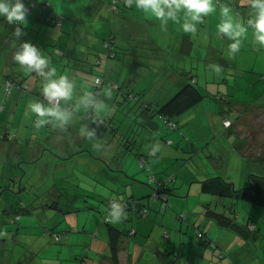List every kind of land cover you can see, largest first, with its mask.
Returning a JSON list of instances; mask_svg holds the SVG:
<instances>
[{
  "label": "crops",
  "instance_id": "obj_1",
  "mask_svg": "<svg viewBox=\"0 0 264 264\" xmlns=\"http://www.w3.org/2000/svg\"><path fill=\"white\" fill-rule=\"evenodd\" d=\"M61 1L63 0H58L56 2L57 4H60ZM214 2L216 5V10L204 16L203 21L197 24V31L195 33H185L182 30L180 24L170 21L175 27V37H180L183 39V43L187 45L184 56L185 65L182 66L185 71H176L174 68L172 69V67L168 65V61L171 59V57L164 53L166 50L159 48V44L161 42L159 41V38L155 36V32L148 33V29H146L147 38H141L143 36L142 26L145 25L144 22L150 21L152 19V22L155 24L156 22L158 23V19L155 17L146 16L142 11L137 10L134 5L129 6L127 3L125 5L121 4L125 7H121L119 10L112 12L109 10L110 0H98L96 1L95 6H92V4H89L85 7L83 6L76 15H73L77 19L75 21L80 22V25H75L76 28H79L77 27L78 25L80 26L79 34L74 37L75 41H68V36L66 37V34L69 33L72 38V35L76 29L70 30L68 27L66 30H63V28H59L61 26L65 27V23L67 22L63 21L62 24L53 25L47 21V12L45 13L41 11L40 13H34V11H32V14H28L27 16L26 24L28 27H32V30L28 31L27 28L23 30V40L19 39L20 36L14 35L16 38H13L10 43L12 49L6 48L5 45V48L0 49V73L4 75V82L6 79V74H10V72H12L14 76L19 78V80L26 79V82L30 83L31 85V88L28 92L21 93L19 90H15V92L9 93V95H13V93L15 94L11 97L13 102L9 108L7 122H10L12 117H16L17 113H21L22 120L15 127L11 125L10 127L6 126L4 129H2L5 131L6 138L0 139L7 140L11 143V145L6 146L3 145L5 143L0 142V154L3 153L2 149L4 151L9 149V154L13 155L11 160L16 161L23 157L22 153L18 156L16 153L25 151L28 162L32 165L45 161L48 164L52 163L56 166H62L63 164H68L67 160L78 161L79 164L81 162L85 164L90 163L91 165L94 164L95 161H99L100 164L95 163L93 168L90 169L92 174L98 173L100 170L103 171V173L110 171L113 173L116 181L121 182L122 185L120 186L124 187L125 192H127L126 197L120 199L121 201L129 198L139 199L140 203L148 208L147 213L151 214L152 217L146 220L152 221L153 226L150 224V222L143 221V218H131V216L134 215V212L131 209L127 210L128 214H126L120 222L115 224L112 223L114 226L122 229L124 232V235L122 236L123 238L120 240V264H139L141 260H143L144 255H142L140 250L138 253L134 251L133 254H129L127 252V250L130 249L132 239L142 238L141 236H138L139 232H146L151 229L155 230L158 220L165 224H170L172 222V216H170V213L168 212L161 218H159V216H156L155 219L153 218L155 210L154 208H157V206L161 204L160 201H154L153 199L141 200V198L145 197L147 194L153 193V190H151L152 186L149 185V183L152 184V181H150L149 178L150 172L146 169L144 170V168L147 166V163L142 159H147L154 170L157 180L162 181L164 178L161 175L164 176V173L168 172L169 168H172L170 166H174V164L177 165V160L179 158H183V156L189 154L191 150L195 151L198 149V147L191 142V138L189 139V137H187L186 139L182 138V136H180L178 146L175 148L173 145L175 144L174 139L176 140V134L173 132L174 130L171 129V126L168 127L167 125L163 124L162 119L166 122H168V120L163 118L158 113L156 108L160 107L162 103L168 100L186 82L195 81V83H198L202 78V84L208 86L207 84L210 81L207 80V76L213 80V82L222 83L226 81L227 85L230 84L228 78L229 76L243 80L240 82H242V85L246 88V90L249 92V96L251 97L248 99L241 98V101L238 99H230L229 93L217 91L218 93L215 94L209 87L199 86L205 92L206 97L213 93L215 99L222 101V103L225 105L230 106L228 110L233 113L239 114L242 109H245L248 104L253 101V95L255 91L262 89V93H264V77H262L264 76V47L259 46L254 42L252 29L249 27L245 36L243 37V43L240 52H238L235 56H228L227 47L230 41L224 34L219 33L216 27L222 18L220 15V8L224 3H229L233 7L236 19L239 22L246 24V21L249 19L251 14V8L248 0H214ZM123 8L126 10L127 14H132V17L135 20L130 19V17L125 14ZM83 10L87 11L83 12ZM133 15H136V17ZM182 16L183 13L181 12V17ZM158 35L160 36V34ZM116 36L119 38L122 46L124 47L120 56L121 58L118 54V56H112L110 50L105 47V43L108 41H111V44L114 45V41L116 42V38L114 37ZM131 36L134 37L131 38ZM63 37H65L64 39L68 42L69 47H63ZM24 40H31L34 44L41 48L42 51H44L45 55L50 60V66L56 69L57 75H68L73 80L75 85V98L68 102L61 101V105L64 108H67L69 104L72 106L71 110L68 109L71 111V116L69 117L67 123L50 119L40 128H37L36 126L31 127V123H35L37 117L35 118L36 115L28 108V104L33 99L38 98L43 100L41 96L42 79H39L31 71H28L26 68H24V66L19 65L14 60L15 51L19 49ZM17 41L20 43V45L19 47L13 49L14 44ZM74 42L76 43V48L70 49L71 44ZM148 43L152 45L149 47V50L145 48ZM7 46L9 45L7 44ZM69 50L73 51L72 56L75 58L74 61L72 60L69 62V59L66 58V53ZM104 55H106V57H104ZM194 57H197L199 61H203L207 67L204 68L200 62L197 63L194 60ZM111 58H115V60L112 61ZM195 63H197V65H201V69L203 70H215L214 67H211L214 65L221 66L222 70L220 73L214 71L213 74L209 75L204 73L205 78L201 75H199L198 78H195L194 73L188 74L186 71L193 70ZM163 69L164 72L161 73V70ZM168 69H171V71L168 72ZM149 73H152V75L149 76ZM98 76L103 77V83L101 84V96L102 102L106 105L105 111L101 116H98L95 110L92 108L85 109L83 106H80L79 108L76 107L77 99L79 97H82L86 92H91L93 94L96 78ZM209 86H211V84ZM227 91L229 92L230 89H227ZM129 94H137L141 99L137 100L130 98L128 97ZM234 94L236 95L237 92H234ZM120 95L132 102V104L126 106L127 112H125V115L123 114L124 118L131 117L130 113L134 107L140 106L139 113L142 114L143 117H139L138 120H140L143 124H146L147 127L138 129V133L135 129V127L138 125L133 127L130 124L127 126L128 128H125L124 126L119 128V126H117L112 120L113 116L117 115L114 114L115 105L117 104L119 107L120 104H123L120 99ZM227 96L229 97L228 100L226 99ZM18 97L19 99L26 98V100L23 101V105H25H22L23 108H18L21 103ZM206 97L205 99H207ZM45 103L47 102L45 101ZM135 103H137L136 106H134ZM143 103H147L155 108V112L149 109V111L153 112L154 115H149L142 112ZM203 103L204 100L187 110V112L189 111L188 113H190L189 121L198 120L200 116L202 117L203 115H207L211 120L212 117H214V122H217L219 119L218 108H216V106L215 108H212L210 106L204 105ZM202 105L203 108H201ZM228 106L224 107L227 108ZM131 107H133L132 110ZM3 111H5V106ZM26 115L30 117V124L25 125L23 124V118ZM96 117L107 118L110 121V125L105 126V130H108L109 134L105 130H102V132L100 131L99 134L96 133L99 131L95 129L93 124V120ZM227 118L229 119V117H225L222 120V125L224 128L226 127L224 126V121ZM161 124L164 125L163 129H161ZM82 127L86 128V132L83 134L80 131ZM157 128H159L158 132H160V135L165 142H163V140H161L158 136H154V134L157 133ZM88 133H92V135L89 136ZM33 134H38L37 139H34ZM115 134L120 135V139L115 137ZM165 138L170 139L166 141ZM183 139H185L186 143H184ZM169 140H173V142L170 143ZM123 142L127 143V147H123V145L126 144H123ZM190 143L192 147L190 146ZM24 144L26 148L24 147ZM45 144L51 146L53 151L51 152V157H47L48 159L46 160H44L46 156L45 152L43 151V149H46L44 148ZM18 145L21 146L20 149L17 148ZM157 145L159 146L158 148ZM90 147L96 149L95 151H92L94 155L91 151H89ZM106 147L112 150L123 149V151H134L137 149V152L135 156L130 153L127 155V158L122 160V162L113 164V160H110L109 157H107L109 159L108 162L107 159L95 157L98 153H100L102 156H106L104 154ZM153 149L156 150L152 151ZM137 158H140V164L138 163ZM113 159H115V156ZM217 169L219 168L217 167ZM55 176L57 180L62 181V179L58 178L57 175ZM48 180L50 181L51 178ZM202 180H205V178ZM202 180H199L198 182L193 181L189 188L190 192H192L193 188H195V191H198L199 196L206 195L207 191H204L203 189V183L201 182ZM195 183L198 184L194 185ZM19 186L21 187V185ZM27 188L28 187H24L23 190L26 189L27 191L29 189ZM66 189L67 188L64 184H58V182H55L54 184L52 183L51 185L41 183L40 185L35 186L34 184L33 188H31L37 197H44V194L50 195L55 192H57L59 195L61 190L65 191ZM130 189L131 193H129ZM40 191L42 192L39 194ZM102 192L104 194H109L105 193L104 191ZM83 195L84 194L82 193L72 195L74 198H77L75 201H78V203L74 201L69 207L70 210L66 211H79L80 207L78 206H80L79 204L82 201ZM217 195V197L222 198L219 196V194ZM96 197L102 198L100 194ZM114 197L115 196L112 194L110 199L119 202V200L114 199ZM224 198H226V196ZM231 198L234 199L233 197ZM109 200L106 201L107 207L105 205H94L91 207H96L99 212L105 211V213H107L106 211H108L110 207L109 202L112 201ZM226 200L223 201L227 202ZM60 202L58 199L56 201L58 207H51L47 205V209L50 211H55L56 208L58 210L60 209L64 211L65 209L62 207ZM218 202L221 201L218 200ZM187 206H190L189 202L187 203ZM208 206L209 209L214 207L211 204L206 205V207ZM27 207V209H23L24 214H27L26 217L28 218H34L35 211L31 210L29 205H27ZM136 207H138V205ZM232 208L234 209V207ZM196 210H201L199 211L201 212V215L199 221L197 222L200 224V228H202L201 226H205L206 229H211L212 227H209L211 223L220 226L214 219L210 218L209 212L206 214L204 211L205 208H202L201 203L197 204ZM18 215L20 216V214ZM18 215L15 216L16 219H21L22 221L18 229L19 239H21L23 242L22 237L29 235L39 236L36 230L29 231V229L34 228V223L29 222L28 219H22L21 216L17 217ZM100 218L101 216L98 219H95V224H92L89 220L85 221L82 227L76 224L75 220L72 219L68 222V227H64L62 232L58 231L63 234L64 232L69 231L71 228L78 229L77 232L70 233L68 239L66 240L67 242L61 249V252H63L69 247L72 255L75 256L74 259H72L73 257L69 259L66 264H80V261H83L82 251H80L78 245L82 244L83 241V243L86 244V247L92 233H99V228L102 221ZM16 219L13 220L12 218L13 221H11L17 222ZM77 220L80 224L81 218L78 217ZM128 221H132L131 228L129 229L131 232L135 231L133 235L129 234L130 231L127 227ZM262 223V219H257L256 224L258 227L252 236V239L255 242H258L262 239V237H264V227H262ZM162 226L163 225L160 223L161 228ZM220 227L226 228L235 233V236H230L232 240L227 244V248L234 244V250L236 252L241 247L247 245L245 238H242L239 233L227 227ZM95 228L98 229L94 230ZM161 228H158L157 230L161 232ZM202 230L204 231V228H202ZM52 232L54 231L50 230L48 233L51 234ZM204 232L206 233V230ZM163 233L159 234L163 235ZM97 236H94V238L91 237V241L96 239ZM107 240V247L111 249L109 236L107 237ZM194 241L195 240L192 242ZM27 242L29 243V246L31 243L33 244L32 247H30L32 256H41L40 254L43 247H41L35 241ZM88 246L92 248V243H89ZM137 246L139 245L136 242L133 246L134 249H136ZM160 248H162V244ZM194 248L195 247L193 246L192 249ZM33 250L38 251V253ZM195 251V256L189 254L190 257H193V262L199 261V264H212L217 259L215 253L211 254L208 248L202 247L201 249H197ZM41 257L45 261V264H49L48 262L52 260H50L49 257H45L44 255ZM84 260L86 259L84 258ZM106 261L108 264H113L112 255L106 256ZM20 262L21 261H19V263ZM221 262H218L217 264H230V261L228 263Z\"/></svg>",
  "mask_w": 264,
  "mask_h": 264
},
{
  "label": "rangeland",
  "instance_id": "obj_2",
  "mask_svg": "<svg viewBox=\"0 0 264 264\" xmlns=\"http://www.w3.org/2000/svg\"><path fill=\"white\" fill-rule=\"evenodd\" d=\"M24 1L26 7H30L32 4L42 3L48 0ZM49 1L52 4L53 10H55L63 18L64 22L68 23H65V27L61 26L59 28H63V30H66L68 27L70 30L76 29L72 35V38L69 33L66 34V37L68 36V41H75L74 37L79 34L80 22L75 21L77 19L73 15H76L83 6L85 7L89 4L95 6L96 1L98 0H63L60 2V4H57L56 1L58 0ZM121 7L125 6L121 5L120 8ZM123 10L125 14L130 17V19L135 20L132 17V14H127L124 8ZM32 11H34V13H40L41 11L45 13L47 12L42 7H36V9L33 10L29 9L28 14H32ZM86 11L87 10H83V12ZM133 16L136 17V15ZM76 24H79L77 26L79 28H76ZM144 24L145 25L142 26L143 36L141 35V38H147L146 29H148V33L155 32V36L158 37L159 41L161 42L159 44V48L166 50L164 53L171 57V59L168 61V65L172 67V69L174 68L176 71H185L182 66L185 65L184 56L187 45L183 43V39L177 36L175 37L176 33L174 25L169 21L165 28L161 26L159 20L158 23L156 22L154 24L152 19L150 21H145ZM15 27L16 25H9L6 19L0 17V49L5 48V46L8 49H12L10 43L13 38H16V36H14ZM21 27H23V30L26 28L28 31L32 30V27H28L27 25H21ZM158 34H160V36ZM133 37L134 36H131V38ZM64 38L65 37H63L62 40L63 47H67L68 42ZM115 38L116 42L113 45L114 48L112 52H114L113 55H119L120 57L124 47L122 46L119 38H117V36ZM19 39L23 40V34L19 37ZM7 44L9 46H7ZM75 44V42L72 43L70 49L76 48ZM19 45L20 43L17 41L14 44L13 49L19 47ZM151 46L152 45L148 43L145 48L149 50V47ZM72 52V50H69L66 53V58L69 59V62L72 60L74 61L75 59L72 56ZM104 57H106V55H104ZM111 60L114 61L115 58H111ZM194 60L197 63L200 62L204 68L207 67L206 64L203 61H199L197 57H194ZM197 63H195L193 70H186L188 74L194 73L195 78H198L199 75L205 78L204 73H207L208 75L214 73L215 70L201 69V65H197ZM167 71L170 72L171 69H168ZM163 72L164 69L161 70V73ZM10 75H13V73L10 72ZM148 75L150 76L152 73H149ZM228 78L231 85H227L226 81L222 83L213 82V80L208 78V76L207 80L210 81L207 84L208 86L202 84V78L196 84L200 87H209L215 94L218 93L217 91L229 93L230 99L232 100L238 99L241 101V98L248 99L251 97L249 96V92L242 85V82H240L243 81L242 79H236L232 76H229ZM210 84L211 86H209ZM227 89H230V91L228 92ZM3 91L4 75L0 73V106H5V111H0V131L6 126L10 127L12 125L15 127L22 120L21 113H17L16 117H12L10 122H7L9 108L13 102L11 97L15 93H13V95H5ZM262 91V89L255 91L254 95L252 94L254 97L253 101L248 104L245 109L241 108L242 111H240L239 114L228 110L230 106L225 105L222 103V101L216 100L213 93L207 96V99L204 98V105L210 106L212 108H215L216 106V108H218L219 119L217 122H214V117H212L211 120L207 115H203L202 117L200 116L198 120L189 121V111L177 116V118L174 120L177 123V128H171L176 134V140L174 139L175 144L173 146L177 148L180 136H182V138L186 139L187 137H189V139L191 138V142L196 145L198 149L195 151L191 150L189 154L183 156V158H179L177 160V165L174 164V166H170L172 168H169L168 172L164 173V176L161 175L164 180L168 175L173 174L175 176V179L169 184L172 190L169 196L167 206L168 208L166 211L163 210L165 201L159 198L155 199L152 197L151 192V194H147L145 197L141 198V200L153 199L154 201H160L161 204L158 205L157 208H154L155 210L153 218L155 219L156 216L161 218L168 212L170 213V216H172V222L170 224H165L158 220L155 230L151 229L146 232H139L138 236H141L142 238L132 239L134 243L131 241L130 249L127 250V252L129 254H133L134 251L138 253L140 250L142 255H144V258L139 264H199V261L193 262V257H190L189 254L195 256V250L201 249L202 247L208 248L211 254H217V248L214 246L216 243L219 247L220 254L222 251L226 253L223 263H228L231 259L234 260L236 264H264V237H262V239L258 242H255L252 239L254 230H250L249 227L244 229L239 228L238 233L242 238H245L247 245L241 247L235 252L234 244L227 248V244L232 240L230 236H235V233L226 228H221L217 224L211 223L209 226L212 227L211 229H206L205 226H201L204 228V231L206 230V237L211 240L209 244H205L203 242L204 239L202 240L197 233V230H202V228H200V224L197 223L201 215V212L199 211L201 210H196L198 203L202 204V208H205L204 206L211 204L214 206L212 207V211L218 214H222L225 210L227 211V207H234V211L237 214V220L239 222L245 225L246 223H257V219H262V227H264V206L253 203L243 197L232 199L231 197L224 198L223 195H219L223 198L222 199L217 197V193L214 192H206V195L199 196V193L198 191H195V188H193L192 192H190L189 189L193 181L198 182L204 178L208 179L215 176L223 177L226 182H229L232 184V186H235L236 189L252 186V181L250 179L251 176L253 178L258 176H260L259 178L264 177V93H262ZM13 92H15V90ZM234 92H237V94L235 95ZM120 99L123 104H120L118 107L115 103L116 105L114 114L117 115L113 116V122L119 126V128L122 126L128 128L127 126L130 124L133 127L138 125L135 127L137 133L138 129L147 127L146 124H143L140 120H138L139 117H143V115L139 113L140 106L134 107L133 110V107H131V117H123V114L125 115V112H127L126 106L132 104V102L129 99L124 98L122 95H120ZM19 100L21 103L18 108H23V101H25L26 98H20ZM136 105L137 103H135L134 106ZM223 105L228 107L226 108ZM71 108L72 106L69 104L67 109L71 110ZM201 108H203V105ZM225 117H229L231 123L229 127L224 128L222 125V120ZM29 119L30 117L26 115L23 118V124H30ZM162 122L168 127L171 126L169 122H166L163 119ZM31 125V127L36 126L35 123H31ZM164 125L161 124V129H163ZM158 129L159 128L156 129L157 133H155L154 136H158L161 140H163L160 132H158ZM102 130H105V127L96 133L99 134V132H102ZM105 131L109 134L108 130ZM37 136L38 134H33L34 139H37ZM114 136L120 139V135L115 134ZM168 139L170 138H165L166 141ZM183 140L184 143H186L185 139ZM0 142L5 143L3 145L6 146L11 145V143L7 140L0 139ZM163 142L165 141L163 140ZM124 143L126 142H123V144ZM190 146L192 147L191 143ZM20 147V145L17 146L18 149H20ZM24 147L26 148L25 144ZM123 147H127V143L123 145ZM44 148H46L43 149L46 156L44 160H46L48 159L47 157H51V152L53 151L52 147L48 144H45ZM95 150V148H89V151L91 152ZM2 152L3 153L0 154V264H45V261L41 257L43 255L45 257H49L50 260L52 259L50 262H48L49 264H66L69 259L72 257V259L75 258V256L72 255L69 247L68 249H65L63 252H61V249L67 242L66 240L68 238H66V235H64L63 239L59 242L53 238V232L50 234L45 233V231L49 229V232L50 230L62 232L64 227H68V222L72 219H74L75 223L80 227H82L84 222L88 220L92 224H95V219H98L100 216L102 221L97 238L91 241L92 239L90 237L86 247V244H84L82 241V244H79L78 248L80 251H82V258H85L89 264H108L106 261V256H111V249L107 247L108 225L106 221L109 220L106 219V216L108 211H106L107 213H105V211L99 212L96 207L92 208L91 206H106V201L112 197V194L115 196L114 199L119 201L123 197H126L127 192H125V188L120 186L122 185L121 182L116 181L113 173L110 171L103 173V171L100 170L98 173L92 174L90 169L93 168L95 163L100 164L99 161H95V163L91 165L90 163L85 164L82 162L79 164L78 161L72 160H67L68 164H63L62 166H56L52 163L48 164L45 161L32 165L28 162L25 151L16 153L17 156L21 153L23 155V157L16 161L11 160L13 155L9 154V149L6 151L2 149ZM136 152L137 149L134 151H123V149L112 150L106 147L104 151L106 156H102L100 153H98L95 157L107 159V162L109 160L107 157H109L110 160H113L114 164L117 162H122V160L127 158V155L130 153L135 156ZM114 156L115 159H113ZM137 160L140 164V158H137ZM217 167L219 169H217ZM146 168H148V165ZM146 168H144V170ZM149 174H153V172H150ZM55 175H57L58 178H61L62 181L57 180ZM49 178H51L50 181L48 180ZM55 182H58V184H64L67 189L65 191L61 190L59 195L57 192H55L50 195L44 194V197L35 196L34 192L31 190L34 184L35 186L40 185L41 183L51 185ZM21 184L23 187H28L29 189L27 188V191L26 189L20 191L19 185ZM155 184V181L152 184L149 183V185L152 186V188L150 186L151 190H153ZM197 184L198 183H195L194 185ZM102 191L109 194H104ZM41 192L42 191H40L39 194ZM77 193L84 194L82 201L79 204L80 206H78L80 207V210L69 212L66 211L70 210L69 207L77 199L72 195ZM129 193H131V189L129 190ZM99 194L102 198L96 197ZM58 199L59 202L61 201L60 203L65 209L64 211L60 209L58 210L56 208L55 211H50L47 209L48 207L46 205H43V203H55ZM218 200L221 202H218ZM223 200H226L227 202H224ZM75 202L78 203V201ZM188 202L190 203V206H187ZM27 205L30 206L31 210L35 211L34 218H28L26 217L27 214H24L22 207H27ZM124 212L128 214L127 210ZM18 214H20L22 219H28L29 222L34 223V228L29 229V231L36 230L39 236L43 237L29 235L22 237V242L18 236V229L22 221L21 219H16L15 217ZM181 214H184L182 215L183 218H181L182 216L179 217ZM147 215V218H144L140 214L135 213L131 216V218H143V221L150 222V224L153 226L152 221L146 220L152 217L151 214ZM78 217L81 218L80 224L77 220ZM12 218L13 220L16 219L17 222H12ZM160 223L163 225L162 228L160 227ZM131 225L132 221H128V229L131 228ZM246 226L247 225H245V227ZM158 228H161L162 231L159 232L157 230ZM97 229L98 228H95L94 230ZM159 233H163V235ZM193 240L195 241L192 242ZM27 241H35L37 244L43 247L40 254L41 256H32L30 247H32L33 244L31 243L29 246ZM136 242L139 246L134 249L133 246ZM89 243H92V248L90 249L88 246ZM161 244L162 248H160ZM193 246L195 247V250L192 249ZM33 251L38 253L36 250ZM18 260L21 262L19 263Z\"/></svg>",
  "mask_w": 264,
  "mask_h": 264
},
{
  "label": "clouds",
  "instance_id": "obj_3",
  "mask_svg": "<svg viewBox=\"0 0 264 264\" xmlns=\"http://www.w3.org/2000/svg\"><path fill=\"white\" fill-rule=\"evenodd\" d=\"M126 2L129 6L134 5L146 16L158 19L162 27L166 28L169 21L180 24L185 33H195L197 24L203 21L204 16L216 10L214 0H126ZM248 2L251 14L246 24L236 19L233 7L229 3H224L220 8L222 18L216 27L218 32L224 34L230 41L227 47L228 56H235L240 52L243 37L249 27L253 31L254 42L264 47V0H248ZM28 12L29 9L24 0H0V17L6 19L9 25H16V36L23 34L21 25L27 24ZM14 60L28 71L38 74L42 79L41 92L48 102L45 103L44 100L37 98L28 104V108L37 117L36 127H42L50 119L67 123L71 111L62 107L61 101L68 102L75 98L73 80L68 75H57L56 69L50 66V60L44 51L31 40L23 41L19 49L15 51ZM211 67H214L217 73L222 70L219 65ZM80 106L85 109H94L98 116L103 115L106 108V105L91 92H86L77 99L76 107ZM80 131L83 134L86 128L82 127ZM88 135L91 136L92 133ZM125 215L122 204L110 202L106 216L110 223L120 222Z\"/></svg>",
  "mask_w": 264,
  "mask_h": 264
},
{
  "label": "trees",
  "instance_id": "obj_4",
  "mask_svg": "<svg viewBox=\"0 0 264 264\" xmlns=\"http://www.w3.org/2000/svg\"><path fill=\"white\" fill-rule=\"evenodd\" d=\"M126 3H127L126 0H110L109 10L112 12H115V11L119 10L121 4L125 5ZM30 7H27V8L32 10V9H35L36 7H42L43 9H45L48 13L47 21H49V23H51L53 25L62 24V22H63V18L55 10H53L52 4L49 0L44 1L42 3L32 4V5H30ZM106 43H105V47H106ZM114 43H115V41H114ZM113 48H114V46H113ZM111 54L113 55V53H111ZM32 73L35 76H37L39 79L41 78L35 72H32ZM100 77L102 78V82L101 83L96 82L97 84L95 83V88L93 90V95H95V91L97 89L99 90V95H97V97H96L98 100H102L101 84L103 83V77L102 76H100ZM30 88H31V85H30V83L26 82V79L19 80V78L17 76L6 74V79L4 82V91H3L5 95L13 92L14 90H19L21 93H23V92L25 93V92H28ZM41 96H42L43 100L48 102L44 98L43 94ZM128 97L133 98V99L137 98V100L141 99L140 96H138L137 94L136 95L129 94ZM205 97H206L205 92L194 81H189V82H186L168 100H166L164 103H162L160 105V107L156 108V110L158 111V113L163 118L167 119L168 121H172V120H175L177 118V116H180L181 114L187 112V110H189L190 108L201 103ZM226 99L228 100V96ZM142 106H143V109H142L143 111L141 110L142 112L147 113L149 115L150 114L154 115L153 112L149 111V109H151L152 111L155 112V108H153V106H151L147 103L146 104L143 103ZM3 110H4V105H1L0 111H3ZM99 119H101V118L96 117L93 120V124H94V127L96 130H100L102 127L110 125V121L107 118H102L105 120L104 123L101 125H97V120H99ZM1 133H2V135H1ZM0 135H1V138H6L5 137V131L1 130ZM142 160H145V162L148 165V168H146V167L145 168L148 171L153 172V174H150V176H149L150 181H152V183L154 181L156 182L155 187L153 188L152 197H154L155 199L159 198V199H162L163 201H165V205L163 208H164V210H167L169 196H170L171 190H172V188L169 186V184H170V182H172L175 179V176L173 174L168 175L165 180L159 181V180H157L155 173L153 171V168L149 164L147 159L145 158ZM143 163H144V161H143ZM169 177L171 178L170 180H169ZM259 177L260 176L253 178L251 176L250 179L252 181V186L242 188V189H236L235 186H232V184H230L229 182H226L225 179L221 176L211 177V178L202 180L201 182L203 183L204 191L214 192V193H217L219 195H223L224 197L225 196L226 197H233V198H242L243 197L246 200H249L253 203L264 206V177H261V178H259ZM19 188H20V191L24 189L22 184H21V187L19 186ZM155 193H157L158 196H154ZM163 196H166V198L164 199ZM111 200L112 199H110L109 201H111ZM119 203H121V204L123 203L124 211L131 209V210H133L134 214L135 213L140 214L144 218H147V216H148L147 215L148 214L147 213L148 208L146 206H144L143 204H141L139 199L129 198V199H125L123 201L120 200ZM136 204L138 205V207H136L137 206ZM43 205H46V206L48 205L51 207H58L56 202L55 203H43ZM204 207H205L206 214L208 212L210 213L211 219H214L220 226L232 229L237 233H238L239 228L244 229V228L249 227L250 230L255 231L258 227L255 222L246 223L245 225H247V226L245 227L244 224H242L241 222H239L237 220V214L235 213V211L232 207H228L227 211L225 210L222 214H218L216 212H213L212 208L209 209V206L208 207L204 206ZM24 208L27 209L28 207H23V209ZM144 209L146 211L145 214H143ZM182 215H184V214H181L179 217H181ZM181 218H183V216ZM106 223L108 225V236H109V243H110V247H111V255L113 258V264H120V261H119V251H120V242H121L120 240L123 238L122 236L124 235V232L122 229H120V228L114 226L113 224L109 223V221H106ZM77 231H78V229L71 228L69 231L64 232L63 234L60 232H55V231L53 232V234H54V238L56 241H61L63 239L64 235H66V237L68 238L70 233L77 232ZM48 232H49L48 230L45 231V233H48ZM134 233H135V231L129 232L130 235H133ZM197 233L202 240L204 239L203 242L205 244L210 243L211 240L206 237L207 234L204 231H202L201 229H198ZM97 235H98V232H94V233H92L91 237L94 238V236H97ZM214 246L217 248V250H216L217 254H215L217 259L215 262H213V263L211 262V263L217 264L218 262H221V261L223 262V259L225 258L226 253L224 251H222L220 254L218 245L214 244ZM89 248H90V246H89ZM82 262H86V264H89V262L87 263V261L84 259H83V261L82 260L80 261V264H82ZM230 264H236V263L234 262V260L230 259Z\"/></svg>",
  "mask_w": 264,
  "mask_h": 264
},
{
  "label": "built area",
  "instance_id": "obj_5",
  "mask_svg": "<svg viewBox=\"0 0 264 264\" xmlns=\"http://www.w3.org/2000/svg\"><path fill=\"white\" fill-rule=\"evenodd\" d=\"M115 8V7H114ZM106 48L107 49H109L110 50V52L111 53H114V52H112L113 51V45L111 44V42L110 41H108L107 43H106ZM262 77H264V76H262ZM96 82L97 83H101L102 82V78L99 76V77H97L96 78ZM97 95H99V90L97 89L96 91H95V97H97ZM45 98V97H44ZM46 99V98H45ZM47 100V99H46ZM104 119H99V120H97V125H101V124H103L104 123ZM169 123H170V125H171V127L172 128H177V123H176V121H174V120H172V121H168ZM224 123H225V126H229L230 125V123H231V120H229V119H225V121H224ZM169 142L171 143L172 142V140H169ZM171 178L169 177V180H170ZM154 196H158V194L157 193H155L154 194ZM164 197V199L166 198V196H163ZM111 202H117V203H119L118 201H116V200H112ZM121 204V203H120ZM122 205H123V203H122ZM123 210H124V205H123ZM146 213V211H145V209L143 210V214H145ZM82 264H86V262H82Z\"/></svg>",
  "mask_w": 264,
  "mask_h": 264
}]
</instances>
